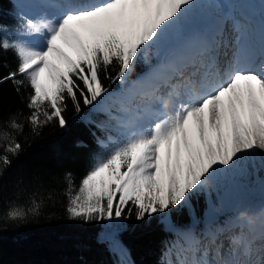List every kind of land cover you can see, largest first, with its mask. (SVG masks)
Returning a JSON list of instances; mask_svg holds the SVG:
<instances>
[{
  "label": "snow or ice",
  "instance_id": "obj_1",
  "mask_svg": "<svg viewBox=\"0 0 264 264\" xmlns=\"http://www.w3.org/2000/svg\"><path fill=\"white\" fill-rule=\"evenodd\" d=\"M193 4L60 0L49 5L56 9L51 16L22 14L12 38L0 26V51H12L17 60L0 83L11 81L17 91L26 83L31 89L26 121L33 134L53 121L63 128L68 100L77 113L80 99L84 106L103 105L109 89L101 73L112 83L126 81L146 49L178 28ZM235 30L230 59L220 61L228 43H202L190 55L166 60L100 109L122 138L108 137L115 146L95 160L78 188L67 175L70 219L121 218L129 204L127 212L134 209L137 220L183 207L219 172L257 150L264 153V41L257 49L242 26ZM8 127L15 133L24 129L15 118ZM0 135L6 141L0 144V164L7 167L9 154L18 155L22 145L15 136ZM39 208L33 199L27 211L12 206L6 215L20 220ZM172 249L175 255L165 264H264V207L182 231Z\"/></svg>",
  "mask_w": 264,
  "mask_h": 264
},
{
  "label": "trees",
  "instance_id": "obj_2",
  "mask_svg": "<svg viewBox=\"0 0 264 264\" xmlns=\"http://www.w3.org/2000/svg\"><path fill=\"white\" fill-rule=\"evenodd\" d=\"M16 3L0 0V26L8 29L9 38L20 23ZM158 62L157 58L147 62L140 57L123 83L103 79L101 73L109 89L103 105L84 106L80 99L81 112L77 113L68 100L63 113L66 126L61 128L53 121L39 129V134H33L26 121L31 89L26 83L19 91L11 81L0 83V134L15 136L22 145L18 155L9 154L10 166L0 164V264H165L175 255L176 250L169 249L180 232L199 231L210 220L223 221L264 204V187L238 184L234 189H221L218 182H211L207 192L195 193L185 206L142 220L136 219L134 209L128 214L130 204L121 218L88 222L69 218L64 195L67 175L71 174L78 188L95 160L115 146L108 137L122 138L100 109L112 106L130 83L146 77ZM16 65L12 51H0V76ZM116 71L118 67L110 69V75ZM13 118L24 125L22 133L8 127ZM2 143L6 141L0 135ZM33 199L40 205L38 214L28 213L20 220L7 218L10 207L27 211Z\"/></svg>",
  "mask_w": 264,
  "mask_h": 264
},
{
  "label": "rangeland",
  "instance_id": "obj_3",
  "mask_svg": "<svg viewBox=\"0 0 264 264\" xmlns=\"http://www.w3.org/2000/svg\"><path fill=\"white\" fill-rule=\"evenodd\" d=\"M242 1H245V5L241 4ZM16 5L21 15L27 14L32 17L45 14L51 16L56 12L54 7L49 6L51 4H48L47 0H42V3L39 1L36 2L35 0H17ZM238 6H242V10ZM243 14H248L250 16L251 14L256 15L259 21L263 23L264 0H208L207 6L202 4L199 5L194 0L193 6L183 18L180 26L171 30L160 44L146 49L145 53L141 55V58L147 62L157 58L159 62L154 68L157 69L162 67L168 59L181 55H190L191 51L187 50L186 46H184L189 39H198L202 33H205L204 35H210L209 28L211 26H213V28H219L222 26L225 29V26H233L236 22L239 26H242L252 44L258 49L259 45L256 43L255 35L252 34L251 27L248 23L242 21L241 15ZM237 34L238 33L235 30L234 38H236ZM153 70H151L146 77H143L134 83H130L125 89L126 92L131 85L138 84L149 77ZM211 182L213 184H211ZM216 182L219 183L218 185L221 186V189H226L228 186L234 189L238 184H244L250 188L255 186L263 188L264 153L257 150L255 153L244 157L243 160L233 168L226 172H219L211 181H209V184L214 185ZM203 190L207 192L208 189L205 187ZM186 204H184V206ZM261 207H264V204L255 207V210L253 211H251V209L248 213L257 212ZM174 209L175 208H172L170 210ZM170 210L157 214H165ZM257 223H259V221H257ZM170 258H172V256H169V259Z\"/></svg>",
  "mask_w": 264,
  "mask_h": 264
},
{
  "label": "bare ground",
  "instance_id": "obj_4",
  "mask_svg": "<svg viewBox=\"0 0 264 264\" xmlns=\"http://www.w3.org/2000/svg\"><path fill=\"white\" fill-rule=\"evenodd\" d=\"M49 1L48 3H50L51 5L52 4H57L60 2V0H47ZM199 5H204V6H207L208 4V0H195ZM245 1H242L241 4L242 5H245L244 4ZM239 7V6H238ZM240 9H242V6L239 7ZM253 17H256V15H254ZM259 20V19H258ZM262 24V25H261ZM239 25L237 24H234L233 26H225V29L224 27L220 26L219 28H213V26H211L209 28V32L212 34L210 35H204L205 33H202V35L200 36V38H195L193 40H188L184 46H186L187 50L194 52L196 50V48H198L202 43H208V44H211L213 43V41H224L226 43L229 44V47L227 49H224V48H221L220 49V52H221V55H220V61L221 63H223L226 59H230L231 56H232V52L236 49L237 45H236V42H235V38H234V31H235V28L236 26ZM229 27V28H228ZM251 29H252V34L255 35L256 37V41H257V44L261 45V42L264 41V22L261 23L260 21H258V24L257 25H252L251 26ZM216 32V34H215ZM255 40V39H254ZM227 51L228 55L227 57H225L223 55V53Z\"/></svg>",
  "mask_w": 264,
  "mask_h": 264
}]
</instances>
